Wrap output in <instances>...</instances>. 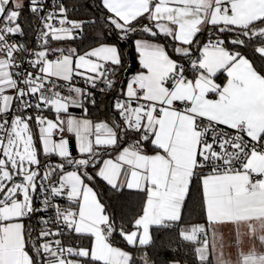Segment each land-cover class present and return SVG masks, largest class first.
Returning <instances> with one entry per match:
<instances>
[{
  "label": "snow or ice",
  "instance_id": "1",
  "mask_svg": "<svg viewBox=\"0 0 264 264\" xmlns=\"http://www.w3.org/2000/svg\"><path fill=\"white\" fill-rule=\"evenodd\" d=\"M98 8L96 44L81 51L64 45L101 17L71 19L65 0H0V264H157L153 229L191 244L196 264H264L254 245L226 256L218 235L231 225L238 247L243 236L264 246V0ZM25 9L35 48L13 39ZM122 41L139 70L118 90ZM96 90L113 92L114 119L91 117ZM101 183L135 192L137 213L118 217ZM194 187L204 222L185 225Z\"/></svg>",
  "mask_w": 264,
  "mask_h": 264
},
{
  "label": "trees",
  "instance_id": "2",
  "mask_svg": "<svg viewBox=\"0 0 264 264\" xmlns=\"http://www.w3.org/2000/svg\"><path fill=\"white\" fill-rule=\"evenodd\" d=\"M65 3L70 9L69 16L71 19L90 21L96 19L99 16L101 17V20L98 22L97 26L85 27V34L82 40L69 42L64 46L67 47L69 44L72 46H78L81 51L95 46V37L101 30L99 24L102 23V10L98 8L99 0H65ZM32 21L33 18L28 13L27 9H25L20 22L25 29L26 35L24 37H20V40H23L27 44H31L36 47L37 40L34 38V26ZM110 35L111 33H109V36ZM136 38L138 37L133 34V41ZM200 39L202 41L205 40L206 34L202 35ZM159 42L167 44V40L165 38H161ZM121 43L124 44L123 52L126 58V66L116 73V77H114V79L118 78L117 82H120L121 78H123V81H126L127 78L137 70L135 53L133 51V43H127L124 41ZM128 44H130L131 50L133 52V62H130L127 56V51L129 48ZM169 51L171 52L170 46ZM247 52L251 58V49H248ZM257 63H260L258 59ZM95 99L96 105L94 107L90 106V113L93 119H98L102 116L104 101L100 96H97ZM53 159H55V157H53ZM98 190L103 192V200L110 205L112 211H114L118 217L123 215L127 219H131L139 210L140 198L135 192L125 190L122 194L114 193L110 191L103 183L100 184V188ZM202 222H204V219L200 208V194L194 187L191 199L187 208L185 209L184 224L193 225ZM33 223H35V221H33ZM153 236L156 243L150 251L152 258L156 260L157 264H174V262L175 264H196L195 257L192 252V245L179 242L174 232L153 229ZM65 242H69L68 237H65Z\"/></svg>",
  "mask_w": 264,
  "mask_h": 264
},
{
  "label": "crops",
  "instance_id": "3",
  "mask_svg": "<svg viewBox=\"0 0 264 264\" xmlns=\"http://www.w3.org/2000/svg\"><path fill=\"white\" fill-rule=\"evenodd\" d=\"M133 51L135 53L134 50V43H133ZM135 58H136V63H137V70H139V66H138V56L135 53ZM133 72V74H131L127 80L125 81V86L124 88H126V82L131 78L132 75L135 74V72ZM123 88V89H124ZM73 111L77 114H79V110L78 109H73ZM46 115L49 116V118H53V114L48 112ZM115 118V113H114V109H113V105L107 101H104V107H103V112H102V116L98 119H94V120H110V119H114ZM203 223V222H202ZM243 231V230H242ZM219 233L223 234V238H224V244H225V248H224V252L225 255L230 257L231 259L235 260L237 253L243 249V250H247L250 247H253V245L256 247V249L258 251H264V246H262L259 242V240L253 241L251 240L249 237L247 236H243L241 238L240 241V245L239 247L234 243V239H235V233L232 230V226L231 225H225L223 226V228L218 229V235ZM211 239V234L210 237Z\"/></svg>",
  "mask_w": 264,
  "mask_h": 264
},
{
  "label": "built area",
  "instance_id": "4",
  "mask_svg": "<svg viewBox=\"0 0 264 264\" xmlns=\"http://www.w3.org/2000/svg\"><path fill=\"white\" fill-rule=\"evenodd\" d=\"M52 2H53V0H49V3H50V4H51ZM37 23H38V22L35 21V20L32 21V24H33V26H34V38H35V39H36L35 28H36ZM13 39L20 40V37H19V36H16V37H13ZM28 46H29L30 48H35V47H34L33 45H31V44H28ZM76 83H77L78 85H80V86H83L82 81L77 80ZM117 88H118V90L120 89V83H119V82H117ZM117 94H118V92H117ZM97 96L102 97L103 101H107V102L111 103L112 105H114L115 100H114V95H113V92H112V91H106V92H103V93H102V92H100L99 90H96L95 98H96ZM45 114H46V113H45ZM38 227H39V226H38Z\"/></svg>",
  "mask_w": 264,
  "mask_h": 264
},
{
  "label": "water",
  "instance_id": "5",
  "mask_svg": "<svg viewBox=\"0 0 264 264\" xmlns=\"http://www.w3.org/2000/svg\"><path fill=\"white\" fill-rule=\"evenodd\" d=\"M128 51H127V56L129 58V61L130 62H133V52L131 50V47H130V44H128ZM123 77V75H122ZM121 81L119 82L120 83V89H123L124 86H125V81H123V78L120 79Z\"/></svg>",
  "mask_w": 264,
  "mask_h": 264
}]
</instances>
